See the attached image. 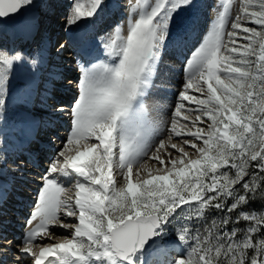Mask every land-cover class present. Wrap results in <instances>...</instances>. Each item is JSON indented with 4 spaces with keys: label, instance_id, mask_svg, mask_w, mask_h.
Returning a JSON list of instances; mask_svg holds the SVG:
<instances>
[{
    "label": "bare ground",
    "instance_id": "obj_1",
    "mask_svg": "<svg viewBox=\"0 0 264 264\" xmlns=\"http://www.w3.org/2000/svg\"><path fill=\"white\" fill-rule=\"evenodd\" d=\"M16 1L26 17L23 22H7L9 36L0 37L5 43L12 37L11 29L21 25L25 29L34 22L37 0ZM93 1L67 0L73 7L76 26L104 21L94 41L102 45L86 63L77 66L80 72L73 70L79 74L74 76L75 81L78 79L76 93L69 98L67 94L59 106L62 109L56 111L58 116L60 111L62 114L58 131H50L47 141L42 139L50 150L40 149L48 157L37 175L18 164L3 167L9 152L14 153L10 145L29 138L25 133L33 114L29 104L31 77L38 73L37 57L30 53L14 55V69L21 77L16 88L3 84L2 79L4 94L10 92L5 108L11 114L0 118V188L11 180L13 187L12 192H5L10 194L9 200L0 201V264H37L47 259L46 264H93L77 245L82 239L92 242L97 237L95 215L106 213L105 201L111 195H105L103 186H107V193L120 187L133 195L140 191L142 182H169L173 175L185 178L190 168L175 164L183 158L189 156L190 165L199 167L200 156L205 153H194L197 144L186 139L199 136V124L206 126L200 118L198 99L210 90L220 100L212 80L235 74L226 71L221 57L240 0H98V11L93 9ZM0 30L5 31V26L0 24ZM241 36H235L233 45L241 46ZM149 40L152 52L147 56L144 47ZM41 80L38 75L35 82ZM67 83L59 85L65 87ZM46 85L42 87L46 89ZM46 97L43 91L38 102ZM136 97L139 100L135 104ZM224 107L230 122L239 126L236 111L227 104ZM47 119L53 118L47 115ZM182 125L189 126V132L181 133ZM206 133L201 135L207 137ZM219 138L227 144L237 142L225 125ZM191 149L194 154L187 155ZM22 188L27 196L19 199ZM263 229L260 218L251 227L250 244L262 236ZM156 231L155 243L138 251L134 264H181L197 258L188 241L165 242ZM241 234L240 228L233 235ZM254 257L251 264H259L264 257L261 241ZM204 262L202 259L199 264ZM126 263L133 264L130 259L121 264Z\"/></svg>",
    "mask_w": 264,
    "mask_h": 264
},
{
    "label": "rangeland",
    "instance_id": "obj_2",
    "mask_svg": "<svg viewBox=\"0 0 264 264\" xmlns=\"http://www.w3.org/2000/svg\"><path fill=\"white\" fill-rule=\"evenodd\" d=\"M97 6L98 11L100 1ZM235 36L243 38L242 47L233 45ZM105 46L110 49L109 44ZM11 52L4 45L0 48V58L5 62L3 65L0 60V118L11 114L5 108L10 92L4 94L2 79L8 80L3 84L11 86L21 81L13 70L14 62L8 61ZM221 59L226 71L235 74L212 80L221 102L210 90L198 99L200 118L206 126L199 124V136L186 138L197 144L194 153H205L200 156L201 165L194 167L189 156L183 158L175 164L190 168L187 178L173 175L169 182H142L140 191L133 195L120 187L107 193V186H103L105 195H111L105 201L106 213L95 215L97 237L92 242L82 239L77 245L93 264L125 262L118 260L111 249L110 230L140 215H157L163 241H188L190 250L200 254L204 264L229 263V239L232 264H251L254 260L262 236L250 244L251 227L260 218L264 223V0H240ZM224 104L236 111L239 126L224 114L228 113ZM224 125L235 137V144L220 140V128ZM179 130L187 133L190 128L182 125ZM206 130L204 135L208 136L204 137L201 133ZM241 140L243 145L239 144ZM192 151L187 155H193ZM235 228L244 230L243 238L233 235ZM198 254L193 261L181 264H199L202 259ZM262 261L264 264V258ZM130 262L134 264L133 259Z\"/></svg>",
    "mask_w": 264,
    "mask_h": 264
},
{
    "label": "water",
    "instance_id": "obj_3",
    "mask_svg": "<svg viewBox=\"0 0 264 264\" xmlns=\"http://www.w3.org/2000/svg\"><path fill=\"white\" fill-rule=\"evenodd\" d=\"M98 3L99 1L96 0L95 8ZM23 16V10L19 8L16 0H0V19L4 24L21 22ZM144 51L147 56L151 54L150 40L145 45ZM159 224L157 215H140L134 219H127L115 229H111L109 235L111 249L116 258L125 261L137 254L138 251L147 249L155 241V229Z\"/></svg>",
    "mask_w": 264,
    "mask_h": 264
},
{
    "label": "built area",
    "instance_id": "obj_4",
    "mask_svg": "<svg viewBox=\"0 0 264 264\" xmlns=\"http://www.w3.org/2000/svg\"><path fill=\"white\" fill-rule=\"evenodd\" d=\"M161 232V230H159L158 231V229H157V231H156V236H158V234ZM243 232H244V230L242 229V238H243ZM261 244H262V246H264V230L262 231V240H261ZM228 255H229V263H227V264H232L231 263V251H230V239L228 240ZM264 258V257H263ZM263 259H260L258 262H262V264H263V261H262Z\"/></svg>",
    "mask_w": 264,
    "mask_h": 264
}]
</instances>
